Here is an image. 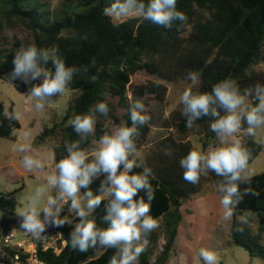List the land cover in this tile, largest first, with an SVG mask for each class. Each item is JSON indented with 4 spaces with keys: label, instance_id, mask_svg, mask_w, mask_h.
<instances>
[{
    "label": "clouds",
    "instance_id": "9594fccd",
    "mask_svg": "<svg viewBox=\"0 0 264 264\" xmlns=\"http://www.w3.org/2000/svg\"><path fill=\"white\" fill-rule=\"evenodd\" d=\"M177 3L178 0H114L105 5L103 14L111 18L114 27L134 18L166 31L175 26L180 32L188 26V17L178 10ZM71 36L74 40L88 39L87 34L75 31ZM12 64L9 81L14 84L19 80L29 85L24 96L31 111L43 110L54 99L72 91L78 72L89 71V67L66 66L58 45L40 47L34 42L21 43L14 52ZM89 65L95 67V57ZM97 79L93 75L89 82L95 83ZM184 79L188 83L180 92L177 105L185 127L193 129L197 121L206 118L215 142L207 148H190L180 157L182 179L195 186L209 173L219 177L220 218L230 222L246 195H259L251 187L242 191L241 185H248L251 180L249 167L254 149L249 140L264 148V83L241 87L229 75L213 83L210 90L202 91L200 72L190 69ZM110 112L107 100H100L88 111L73 114L66 127L72 128L77 139L66 140L62 146L56 144L44 154L33 148L32 132L23 130L15 151L21 154V167L39 183L23 198L16 213L22 219L23 232L43 239L47 226L73 224L69 215L61 216L67 206L69 214L78 220L66 241L71 248L80 252L114 249L109 264H139L149 244V235L159 227L158 219L150 215L155 199L151 179L155 173L138 148L141 129L149 125L151 117L146 114L148 109L142 99H130L127 119L111 126L105 124L94 146L86 148L89 138L96 135L98 121L108 119ZM8 117L20 118L15 113ZM61 147L63 151L58 156L56 149ZM163 154L171 158L175 153L168 146ZM96 180L100 183L93 190L91 186ZM102 203L103 227L94 215ZM239 222L247 223V216H240ZM242 230L237 227V231ZM196 256L202 264H220L214 248L201 246Z\"/></svg>",
    "mask_w": 264,
    "mask_h": 264
},
{
    "label": "trees",
    "instance_id": "16d2710c",
    "mask_svg": "<svg viewBox=\"0 0 264 264\" xmlns=\"http://www.w3.org/2000/svg\"><path fill=\"white\" fill-rule=\"evenodd\" d=\"M112 2L114 0H78L75 4L65 3L64 9L61 8L52 20L49 11L40 9L38 0H0V36L9 29L23 26L31 33V41L25 44L34 42L40 47L58 45L66 66L89 67L87 73L81 71L75 76L71 89L78 93L61 120L51 127H45L34 140L35 145L42 144L57 131L61 132L57 143L61 146L66 140L77 139L72 128L66 127L67 120L73 114L88 111L100 100H107L111 108L108 119L117 122L114 104L107 96L116 97L118 105L125 109L122 119H127L130 99H141L146 94H151L157 101L163 102L170 83L178 77H185L190 69L201 73L202 91L210 90L213 83L229 75L237 79L241 87L256 82L264 83V75L253 70L248 72L264 52V0H178L177 8L187 15L188 21L198 11L209 15L204 20H195L192 31L186 36H181L184 29L178 32L174 26L173 30L166 31L138 19H128L121 22L119 27H114L111 18L103 14L105 5ZM73 31L80 35L87 34V41L72 39ZM19 45L16 41L0 54V78H4L12 70V59ZM92 57L96 59L95 67L89 65ZM48 67H52L51 62ZM141 71L148 73L150 80L133 85L131 77ZM93 75L98 79L95 83H90L89 79ZM103 93H107V96ZM10 113H13L11 108L6 111L0 102L1 138L14 139V134L20 128L18 120L8 117ZM170 115L177 136L168 135L158 140L145 156L147 164L155 173V178L151 179L155 199L151 204L150 215L161 219V235L156 230L149 235V244L140 256L139 264L167 263L172 255L177 227L182 218L180 207L184 201L200 192L204 178L195 186L182 179L183 170L178 161L194 147L186 140L189 129L185 127L181 111L175 110ZM102 119L104 118L97 124L96 138L101 133ZM208 124L206 118L197 121V126L206 134L202 142L203 148L214 139L213 134L208 131ZM149 131L150 124L141 129L138 148ZM91 140L92 137L84 145L86 148ZM249 145L254 149V159L262 148L251 140ZM168 146L175 153L171 158L163 154L164 148ZM56 151L59 156L63 148ZM208 177L217 184L219 177L214 173H209ZM99 183L96 180L92 189H97ZM245 187H251L259 195H246L239 204L230 224L231 243L244 249L250 257L264 260V172L252 176L250 184L241 185V190ZM14 207L15 201L11 193H0L2 229L14 222ZM248 212L257 218L256 232L237 219ZM94 215L98 225L103 227L100 219L103 215V203ZM73 221L78 222L76 217ZM237 227L243 230L237 231ZM73 228V224L64 225L65 242ZM161 237L164 243L159 246ZM113 253L114 249H89L87 252H80L65 243L58 254L52 250L38 251L37 257L44 264H109Z\"/></svg>",
    "mask_w": 264,
    "mask_h": 264
},
{
    "label": "rangeland",
    "instance_id": "374dc122",
    "mask_svg": "<svg viewBox=\"0 0 264 264\" xmlns=\"http://www.w3.org/2000/svg\"><path fill=\"white\" fill-rule=\"evenodd\" d=\"M78 0H38L41 10L49 11L50 19H54L61 11L65 3H77ZM64 9V8H63ZM209 17L208 13L198 11L195 17L188 21V26L183 30L181 36H186L192 31V25L197 19H206ZM134 19V18H133ZM27 43L31 41V33L23 26H16L7 30L0 36V54L9 49L14 42ZM255 71L264 75V52L262 58L253 63L248 72ZM132 84H144L150 80L148 73L141 71L135 73L132 77ZM34 81L33 83H39ZM184 77H178L172 81L166 92L163 102L155 99L154 95L146 94L142 97L148 112L146 113L151 117L150 131L146 138L142 140L139 150L143 156L155 146L156 141L154 136V128L164 126L165 131L170 135L177 136V133L171 123L170 114L175 110H180L177 105V99L180 92L187 85ZM29 85H25L22 81H15L14 84L9 81L8 74L4 78H0V102L5 107L6 111L11 108L12 112L17 114L20 118L18 120L21 125V130L15 133L14 139H7L0 137V163H13L16 166L20 165V155L15 151L19 142V136L23 130L28 129L33 134L32 145L36 137L43 131L45 127H51L54 123L59 122L69 105L72 103L73 98L77 95V91L72 90L66 95L54 99L45 109L40 111H31L28 108L27 99L24 95L27 94ZM130 98V95H128ZM107 99L114 104V114L117 116L118 121L113 122L111 119L101 120V133L105 124L109 126L118 124L122 119L125 109L118 105L116 97L107 96ZM139 99V98H138ZM99 135V136H100ZM18 136V137H17ZM186 136H202L198 140L194 137L191 138L192 143L196 148L202 147V142L206 134L201 131L200 127L196 126L189 129ZM61 132L57 131L54 135L47 138L49 144L53 147L60 141ZM98 139L92 137L89 149L94 146V141ZM155 141V142H154ZM214 139L209 143H214ZM151 144V145H150ZM143 146H148L146 149ZM208 146V145H207ZM204 147V148H207ZM49 152L47 147L42 148L41 154ZM23 169V168H22ZM249 172L251 177L264 172V148L260 153L250 162ZM31 174V173H30ZM24 175L21 178H16L12 167L0 169V193H11L15 201V207L12 210L13 218H18L16 208L23 202V198L30 193L38 185L39 180L35 176ZM70 219L73 221L74 214ZM181 221L177 227V236L173 246V252L168 260V264H202L196 256L197 250L201 246L214 248L220 257V264H264V260L250 257L249 254L242 248L234 246L231 243L229 230L230 222H223L221 220V208L219 204V195L217 193V184L214 183L210 177H204L201 181V190L199 193L192 195L188 200L183 202L181 206ZM247 225L253 232L257 230V218L252 213H246ZM239 217L237 219L239 220ZM159 227L156 231L161 235V219ZM73 221V225H74ZM72 225V224H71ZM2 228L0 227V244H1ZM164 243L162 237L159 239V246ZM167 264V263H166Z\"/></svg>",
    "mask_w": 264,
    "mask_h": 264
},
{
    "label": "built area",
    "instance_id": "2783aa9c",
    "mask_svg": "<svg viewBox=\"0 0 264 264\" xmlns=\"http://www.w3.org/2000/svg\"><path fill=\"white\" fill-rule=\"evenodd\" d=\"M69 215L67 206L61 216ZM21 217L14 218L7 228L2 229L0 244V263L7 264H44L37 257L38 251L48 250L58 254L65 246L63 227L47 226L43 239H36L20 228Z\"/></svg>",
    "mask_w": 264,
    "mask_h": 264
},
{
    "label": "crops",
    "instance_id": "0c3cea01",
    "mask_svg": "<svg viewBox=\"0 0 264 264\" xmlns=\"http://www.w3.org/2000/svg\"><path fill=\"white\" fill-rule=\"evenodd\" d=\"M155 130V132H154V136H156L155 137V141L157 142L158 140H160V139H162V138H164L165 136H168V135H170V131H171V128H169L168 130H169V132H164L165 131V129L166 128H164V126H158V127H156V128H154ZM21 130V125H20V128H19V130H17V131H20ZM16 131V132H17ZM18 137V136H17ZM192 137H194V138H196L197 140L199 139V138H201L202 136H187L186 137V140L187 141H189L190 143H191V145L194 147V148H196L195 147V145L192 143V141H191V138ZM14 138H15V134H14ZM154 141V142H155ZM151 145V144H150ZM33 146V145H32ZM44 147H47V150L50 152V151H52V146L49 144V140L48 139H46L45 140V142H43L42 144H40V145H37V146H33V148L34 149H36V151L37 152H39L40 153V151L42 150V148H44ZM143 147H145L146 149H148V146H143ZM145 157V156H144ZM7 166H9V167H12V169L14 170V173H15V175H16V178H21L22 176H24V175H26V174H30V173H27L24 169H22V168H20V167H18V166H16L15 164H13V163H0V169H3V168H6ZM31 175V174H30ZM32 176H34L33 174H32ZM182 205H183V203H182ZM181 205V206H182ZM180 211H181V207H180ZM15 218V217H14ZM176 240V239H175ZM167 264H168V261H167Z\"/></svg>",
    "mask_w": 264,
    "mask_h": 264
},
{
    "label": "water",
    "instance_id": "95a60500",
    "mask_svg": "<svg viewBox=\"0 0 264 264\" xmlns=\"http://www.w3.org/2000/svg\"><path fill=\"white\" fill-rule=\"evenodd\" d=\"M0 264H7V263H0Z\"/></svg>",
    "mask_w": 264,
    "mask_h": 264
}]
</instances>
